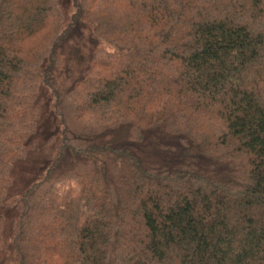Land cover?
<instances>
[{
    "label": "trees",
    "instance_id": "1",
    "mask_svg": "<svg viewBox=\"0 0 264 264\" xmlns=\"http://www.w3.org/2000/svg\"><path fill=\"white\" fill-rule=\"evenodd\" d=\"M72 4L0 0V205L41 85L62 126L13 264H264V0Z\"/></svg>",
    "mask_w": 264,
    "mask_h": 264
},
{
    "label": "rangeland",
    "instance_id": "2",
    "mask_svg": "<svg viewBox=\"0 0 264 264\" xmlns=\"http://www.w3.org/2000/svg\"><path fill=\"white\" fill-rule=\"evenodd\" d=\"M60 4L65 23H69L74 12L72 0H60ZM102 47L110 48L106 44H102ZM37 105L40 107V116L36 123V132L28 143L34 148L29 149L26 157L13 165L10 175L12 183L7 188L3 204L0 205V217L4 219L3 240L6 244V256L1 264H13L18 261L12 238L20 213L13 203L33 184L44 178L57 155L56 146L61 137L62 126L54 111L51 92L45 85L39 88Z\"/></svg>",
    "mask_w": 264,
    "mask_h": 264
}]
</instances>
